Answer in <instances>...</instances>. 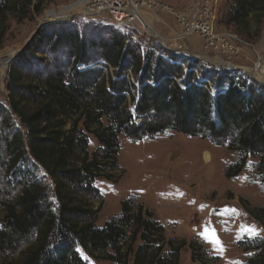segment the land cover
Segmentation results:
<instances>
[{
    "label": "trees",
    "instance_id": "obj_1",
    "mask_svg": "<svg viewBox=\"0 0 264 264\" xmlns=\"http://www.w3.org/2000/svg\"><path fill=\"white\" fill-rule=\"evenodd\" d=\"M47 1L50 0H0V49L10 17L21 21L31 13L40 14ZM233 2L229 23L239 33L248 35L253 27H261L264 0ZM43 38L33 40V45L38 42L30 51L33 55L40 52ZM106 42L87 45L76 33L58 31L53 48L62 46L72 52V69L70 73L58 71L43 87H28L37 89L38 98L30 112L26 111L17 90L24 77L17 70L9 74V103L29 134L27 145L21 134L15 135L8 144V155L15 164L28 151L55 180L60 205L56 215L47 203L43 187L25 188L16 204H7L0 231V254L7 256L0 264H85L79 257V248L93 259L101 257L120 264H128L131 255L133 264H180V253L186 243L167 241L165 228L143 205L125 200L120 217L100 229L95 226L94 212L73 202L70 191L75 183L85 185V192L97 193L93 187L96 179H114L109 171L119 169L120 135L140 141L170 131L207 138L230 150L237 148L240 158L228 168L226 177L238 176L250 155L260 160L258 169L264 184L263 86L250 83L245 75L237 78L226 72L219 81L226 83L222 79L231 76L229 89L212 98L203 87L193 83L192 69L197 62L188 65L186 75L176 60L168 61L169 52L164 54L167 59L156 57L144 51L141 44L133 46L127 43L125 35L114 32ZM85 51L100 54L101 60L115 73L79 72L78 65L84 64L87 57ZM75 117L72 129L63 131ZM56 120L58 123L54 124ZM79 124L97 139L100 147L95 152L88 151V140L80 134ZM241 202L264 227V209L252 208L244 199ZM75 214L84 215L89 221L78 224L70 218ZM248 244L244 250L256 253L247 264H264V239ZM23 246L19 258H8L10 252L15 253ZM189 246L192 264H218L219 258L211 257L202 244L194 242Z\"/></svg>",
    "mask_w": 264,
    "mask_h": 264
},
{
    "label": "rangeland",
    "instance_id": "obj_2",
    "mask_svg": "<svg viewBox=\"0 0 264 264\" xmlns=\"http://www.w3.org/2000/svg\"><path fill=\"white\" fill-rule=\"evenodd\" d=\"M155 1L161 3L164 9L144 11L145 20L152 32L146 29L145 33H139L137 37L122 32L113 22L103 17L80 15L86 9L87 0H50L45 3L40 14L31 13L21 21L10 17L9 28L0 49V231L7 204H16L22 191L28 187L45 188L47 203L51 204V211L58 214L60 204L56 197L55 180L28 151L15 164L8 155V144L12 138L21 134L27 145L29 134L26 124L9 103V74L17 70L24 77L17 90L26 111L30 112L36 107L38 98L37 89L28 87H43L44 82L58 71L70 73L72 69V52L62 46L53 48L58 31L65 29L67 33H76L87 45L106 42L111 33H120L127 37V43L133 46L141 44L144 51L156 57L167 59L164 54L169 52L168 61L176 60L186 75L189 72L188 65L196 62L197 66L193 67L200 69L208 78L216 80L223 75L217 74L214 69H207L202 61L189 62L163 46L180 45L181 42L177 41L179 26L174 13H187L200 0ZM209 1L214 9L215 29L218 33L227 32L235 36L239 42L236 48L239 53L231 58L223 55V58L215 59L212 52L203 48L199 36L193 37L192 43L187 42V49L213 63L230 61V64L245 69L254 67L257 62H264V21L259 29L253 27L248 35L241 34L229 23V14L234 9L233 0ZM41 37L46 38H43L45 42L39 48L40 52L33 55L30 51L38 44L33 45V40L38 41ZM84 54L87 57L84 64L78 65L79 72L94 70L104 74L115 73L108 63L101 60L100 54L91 51H85ZM194 75L195 84L200 85ZM230 77L222 79L229 86ZM232 77L243 76L235 73ZM249 81L259 85L256 81ZM259 81L264 83V78H259ZM177 82L183 88L181 80L177 79ZM224 83L219 81L220 85ZM212 118L215 119L214 112ZM74 119L77 118L67 123L63 131L72 129ZM140 122L138 119L137 124ZM57 123L58 120L54 121V124ZM78 129L88 140V151L95 152L100 147L97 139L84 131L81 124ZM119 141V169L109 171L114 179H96L93 187L97 193L94 190L85 192V185L80 183H75L70 191L75 204L94 212L97 228L101 229L107 222L119 218L122 202L132 199L153 213V219L165 228L167 241L186 243L180 253V264H192L189 245L194 242L202 244L211 257H218V264H247L255 256L256 251L244 249L250 241L264 239V227L245 210L241 199L249 202L252 208L264 209V184L263 175L258 169L259 158L249 155L242 172L227 178L228 168L240 158L241 153L237 148L230 150L226 146L215 145L207 138L170 131L154 139L144 138L140 141H132L120 135ZM205 154L211 156L208 164ZM70 218L78 224L89 221L84 215L75 214ZM23 249L24 246L15 253L10 252L8 258H19ZM77 251L85 264H120L101 257L93 259L81 248ZM6 256L0 254V261ZM133 259L131 255L128 264H133Z\"/></svg>",
    "mask_w": 264,
    "mask_h": 264
},
{
    "label": "built area",
    "instance_id": "obj_3",
    "mask_svg": "<svg viewBox=\"0 0 264 264\" xmlns=\"http://www.w3.org/2000/svg\"><path fill=\"white\" fill-rule=\"evenodd\" d=\"M85 8L80 13L83 17H103L113 22L122 32L134 34L136 37L139 36V33H145L146 29L149 30L147 27L151 29L145 20L144 11L146 9H164L163 5L155 0H87ZM174 16L179 26L177 41L181 43L174 47L163 45L165 48L189 62L202 61L207 69H214L219 75L226 72L239 73L264 87V83L259 81V78H264V62H257L254 67L245 69L230 64V61L223 64L213 63L187 49V42L189 43L193 37L199 36L204 44L203 48L212 52L215 59L223 58V55L231 58L239 53L236 49L237 43H239L237 38L227 32L218 33L215 29L214 9L209 0L197 1L187 13H174ZM189 45L192 46V44ZM182 46L186 47V51L182 49ZM184 68L187 70L185 66ZM192 71L196 74L200 84L198 86L203 87L212 98L226 92L230 87L228 84L220 85L219 76L218 79L213 80L206 77L200 69H192Z\"/></svg>",
    "mask_w": 264,
    "mask_h": 264
},
{
    "label": "bare ground",
    "instance_id": "obj_4",
    "mask_svg": "<svg viewBox=\"0 0 264 264\" xmlns=\"http://www.w3.org/2000/svg\"><path fill=\"white\" fill-rule=\"evenodd\" d=\"M151 32H152V30L149 28V27H147ZM164 40V39H163ZM163 42V41H162ZM163 43H165V42H163ZM168 43V42H167ZM175 45V44H174ZM171 46V45H170ZM171 47H174V46H171ZM182 49L184 50V51H186V47L185 46H182ZM3 59H6L5 57H3ZM210 160H211V156H210V154H205V161H206V164H208V163H210Z\"/></svg>",
    "mask_w": 264,
    "mask_h": 264
},
{
    "label": "water",
    "instance_id": "obj_5",
    "mask_svg": "<svg viewBox=\"0 0 264 264\" xmlns=\"http://www.w3.org/2000/svg\"><path fill=\"white\" fill-rule=\"evenodd\" d=\"M31 41V40H30Z\"/></svg>",
    "mask_w": 264,
    "mask_h": 264
}]
</instances>
